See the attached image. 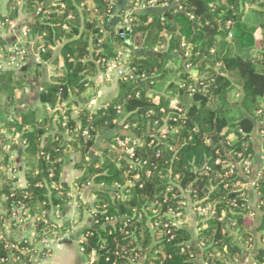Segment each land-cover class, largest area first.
I'll return each mask as SVG.
<instances>
[{
    "label": "trees",
    "instance_id": "trees-1",
    "mask_svg": "<svg viewBox=\"0 0 264 264\" xmlns=\"http://www.w3.org/2000/svg\"><path fill=\"white\" fill-rule=\"evenodd\" d=\"M117 1L27 0L38 4L29 12L26 8L29 35L38 38L43 46L40 60L50 63L57 77L41 90L39 108L23 110L17 108L16 101L27 82L0 68V123L7 132L21 135L23 158L29 160L30 167L25 189L11 191L7 183L2 186L1 194L7 197L4 205L7 211L18 203L46 211L52 207L64 210L71 197L61 186V176L71 150L80 156L76 169L82 175L77 178V188H95L93 223L78 239L85 256L95 252L93 264H137L138 260L144 264H196L197 247L191 232L167 218L180 211L183 200L214 205V214L198 241L210 246L204 251L203 262L227 264L234 256L243 255L230 232H225L228 218L235 219L242 230L247 228L246 238L254 237L252 227L245 225L249 193L237 191L234 184H251L260 171L248 179L242 165L253 158L257 134L264 130V11L246 7L259 0H179L174 11L161 13L157 10L172 0H157L155 8L129 16L127 41L108 25ZM137 2L148 0H133L132 9ZM87 4H93L94 10ZM17 14L13 11L11 19ZM119 15L122 22L126 13L120 11ZM187 43L190 49L183 54ZM58 46L60 52L55 56ZM134 48L138 52L133 51L127 63L133 77L119 80V96L96 113L83 107L77 119H72L69 111L66 126L58 117L59 133L51 135L52 116H56L47 113L49 107L65 103L69 110L71 100L86 102L92 78L105 70L103 60ZM158 53L172 57L160 58ZM160 83L168 84L163 94L157 91ZM237 86L241 100L234 105L230 93ZM1 93L6 96L8 115L13 114L8 121L1 118ZM173 97L178 98L184 116L173 112ZM119 106L122 111L118 115ZM232 106L240 113L236 121L228 117ZM162 110L172 112L165 121L172 151L157 143L150 146V129L156 121L159 126L164 122ZM256 111L262 114L257 117ZM78 125L81 128L75 131ZM84 131L89 132V138L83 136ZM64 133L73 136L72 141H65ZM99 135L106 137L109 145L102 149L101 157L90 159ZM139 135L143 146L136 150L135 159L147 164L132 170L129 159L111 144L116 136ZM230 135L235 138L229 140ZM260 140L264 155V140ZM255 193L260 203L253 211L256 216L260 213L261 219L254 230L252 262L264 264V173L257 180ZM223 212L228 214L224 221ZM6 245L0 240V261L9 256ZM216 252L223 261L208 255Z\"/></svg>",
    "mask_w": 264,
    "mask_h": 264
},
{
    "label": "rangeland",
    "instance_id": "rangeland-1",
    "mask_svg": "<svg viewBox=\"0 0 264 264\" xmlns=\"http://www.w3.org/2000/svg\"><path fill=\"white\" fill-rule=\"evenodd\" d=\"M177 3L179 4V0H177ZM38 7V4H29L27 0H0V48L5 49L8 51V48L11 47V45L21 41L22 44L25 46L27 52V57L25 61H23L19 66L17 67H10L6 63V65H2L4 71L11 70L15 73V76L17 79L24 80L23 74H22V67L25 65L26 61L30 57H35L40 59V53L43 51V46L41 44H38V38L34 36L28 35L27 37H23L21 34L22 27H26L28 14H26V8L29 12V10L36 9ZM87 7L89 10L93 11V4H87ZM42 9V8H41ZM40 7L37 9L38 11L41 10ZM134 9V8H133ZM88 10V11H89ZM13 11H17V17L15 19H11V14ZM90 11V13H91ZM132 12V10H131ZM128 13V12H127ZM95 12L92 15V17H95ZM85 17V16H83ZM8 19L12 24H8L6 26H3V20ZM65 29L69 31V27L65 26ZM119 30L122 29L121 27L118 28ZM61 46H58L54 48V54L55 56L59 54ZM128 50L127 52L130 53V55L127 57V62L129 61L133 51L138 52L137 48L132 49H125ZM6 60L8 58V54L5 51L4 52ZM41 61V60H40ZM36 66L35 64L33 65ZM32 68V67H31ZM36 68V67H35ZM45 78L48 82L52 79V77H57V73L54 67L50 65V63H46L45 67ZM194 72V71H193ZM35 74H28L27 78L29 79L28 83L31 85V93L35 94L37 91V88L39 87V83L42 80V77L39 79H35L33 77ZM29 76V77H28ZM196 76V75H195ZM25 78V77H24ZM115 78V77H114ZM114 80V79H113ZM170 80V79H169ZM170 82V81H169ZM27 83V85H28ZM166 85L167 83H160V85L157 88V91L160 93H165L166 91ZM28 88V86H27ZM35 89V91H34ZM26 90V89H25ZM25 91L22 94H19L17 97V108H21L23 104H25ZM2 97V120L8 121L11 119V115H8L9 111L6 107V96L1 93ZM27 100V99H26ZM241 100V94H240V88L237 86L233 88V90L230 93V101L235 105L236 103H239ZM179 102L177 97H173L172 100V109L174 110L177 106V103ZM38 103V102H37ZM36 103V104H37ZM35 104V105H36ZM64 105H66L64 103ZM62 104L56 105L54 108L49 107L47 110V113H50L51 115H55L56 117L52 116V128H50L51 135H55L59 133L58 128V120L62 117L63 126H66L67 123V114L70 110L66 108ZM40 107V103L37 104L36 108ZM175 107V108H174ZM180 108V107H178ZM35 109V108H34ZM228 111V117L230 119H234L235 121L239 119L240 113L238 111V107L232 106L229 108ZM42 112V111H41ZM260 114V111H256V116ZM263 115H264V108H263ZM264 119V118H263ZM160 126H152L150 129V134L154 136H161L166 135L168 132L167 125L164 122H162ZM4 123H0V240H5L7 243V249L10 252L8 258L5 260V262H0V264H26L27 259L30 262H33V264L38 263L41 264L44 261L43 258L47 257L50 252L55 251L57 246H61L66 240L70 239L72 236L75 235V233L78 231V227L76 225L72 226H66L64 222L62 221L63 217V210L60 211L58 207H52L50 210L45 211V209H42L41 207L32 206V207H26L25 204H16L12 205L10 211H7L6 206L4 205V202H6L7 197L2 193V186L4 184H8L12 186L11 191H14L15 189H25L27 187V180L26 175L29 170V160L23 158V153L25 149V141L22 140L20 134H12L11 132H7L5 127L3 126ZM122 125V123H121ZM264 126V121H261V126ZM81 128L80 125L77 126L75 131H78ZM260 135V134H259ZM65 141H72L73 136H70L68 133H64ZM140 139L142 142L141 137L142 136H136ZM234 135H230L228 139H234ZM261 138V135H260ZM262 139V138H261ZM16 147V148H15ZM118 153L121 155L122 153L118 151ZM66 160L71 158L70 160L73 162L72 167H76V164L80 162V156L77 153H74L73 151L69 150L66 156ZM121 159V156H119ZM86 161H89V158H86ZM118 161V160H117ZM34 164H36V160L33 159L32 161ZM244 167V174L248 179H251L252 174L256 173L257 171V177L254 180L252 184H243L241 182H237L234 184V188L237 191H244L245 189L249 193V188L252 189L255 193V188L257 186V180L260 178V176L264 173V155L261 154L260 148H256L254 152V156L252 159L245 160L243 162ZM233 170V168H232ZM79 172V171H78ZM233 173V172H231ZM63 175V173H62ZM82 174L79 172L77 174L78 177H80ZM77 177V178H78ZM62 178V176H61ZM77 178H74V184H73V190H68V195L71 197V201L75 204L77 207L78 212H87V214L90 215L93 223V216L92 213L95 211L94 206H92L93 203H87L85 198L82 196V191L89 187L90 185L86 186L82 190H79L76 186ZM53 188L57 189L58 186L53 185ZM67 190V189H66ZM13 196V195H12ZM248 205L250 212L246 214L245 216V225L250 226V228L253 231L254 237H257V232L255 233L254 230L259 226V222L261 219V215L257 214L253 211L254 208L257 206L259 207V196L256 195L252 198H250V195L248 194ZM256 200V202L254 201ZM70 201V202H71ZM69 202V203H70ZM68 203V204H69ZM181 209L178 213H169L167 215V218L171 221L173 225L185 227L188 229L192 236H193V244L197 247V256L194 259L195 263L197 261H201V264H206L203 262V255L204 251L206 252V249H209L210 246L205 245L203 242L198 241V236L202 231H204L207 227L208 221L212 218L214 214V205L213 204H203V202L199 201H189V200H183L181 203ZM90 208V210H89ZM252 209V210H251ZM158 211V210H157ZM232 215H234V212H230ZM227 212H223L221 215V220L227 219ZM245 228V227H244ZM229 231L230 236L240 245V247L243 249V255L247 254V257L243 260V264H250L251 260L255 257V240L253 241L254 237L252 239L246 238L244 236L245 232L247 233V228H245V231L242 230L235 219L228 218V225L225 230V232ZM82 239V238H81ZM27 242L22 247L21 244ZM199 242V243H198ZM12 249H15L12 251ZM79 249L81 251V254L83 255V258L85 259L86 264H93L96 260L95 254H91L90 256H85L81 250L80 242H79ZM79 251V252H80ZM200 253V254H199ZM200 255V256H199ZM210 257H214L216 259H222L223 256L220 252H216L214 254L209 253ZM242 256H234L232 261L227 262V264H235L239 263ZM199 256V260L197 257ZM49 259V260H48ZM46 261L56 262L57 264H68L67 260H62L59 257V254L54 253V255L49 257ZM45 261V262H46ZM44 262V263H45ZM43 263V264H44ZM254 262H252L253 264ZM137 264H144V260H138Z\"/></svg>",
    "mask_w": 264,
    "mask_h": 264
},
{
    "label": "crops",
    "instance_id": "crops-1",
    "mask_svg": "<svg viewBox=\"0 0 264 264\" xmlns=\"http://www.w3.org/2000/svg\"><path fill=\"white\" fill-rule=\"evenodd\" d=\"M133 0H118L115 3V10L112 14L110 20H109V27L114 29L115 32L119 31V27H121V18L119 15L120 11H124L125 13L130 12L132 9ZM177 0H172L165 6L160 7L157 11L161 13L165 12H172L177 7ZM190 49V45H187L186 52ZM36 65L35 67L33 65ZM32 67V68H31ZM45 67L46 63L40 61V59L35 57H30L27 59L25 65L22 67V74L23 79L28 83L29 79L27 78V75L30 73L35 74L33 77L36 79L42 80L39 83V87L37 88V91L35 94L31 93L30 84L28 83V88L25 90V104L22 105L21 108L23 110L25 109H34L37 107V104L39 103V94L43 87L45 86L48 81L45 79ZM25 77V78H24ZM29 77V76H28ZM45 77V78H43ZM105 72H99L95 77L92 78L93 85L87 90L85 97L86 102L83 104L77 100H71L72 105L70 106V116L72 119H77L79 116V113L81 109L84 107L91 111L92 113H96L101 107L104 106V104L111 100L115 99L119 96L120 90H119V80L117 77L113 78L110 82H107L105 80ZM35 91V89H34ZM38 102V103H37ZM37 103V104H36ZM36 104V105H35ZM259 137V138H258ZM233 140V139H229ZM256 148H260L261 140L260 136L256 137ZM108 143L106 144V137L99 135L97 137L96 141V148L91 151L90 153V159H96L98 157H101L103 152L102 149H106L108 147ZM71 159V158H70ZM69 158L66 160L63 175L61 178V186L67 190H73V182L74 178H77V174H79L76 167H72L73 162ZM95 188L90 185L89 187L85 188L82 192V196L85 198L87 203H93L96 200V196L94 195ZM72 192V191H71ZM249 195L250 198L255 196L254 191H252L251 188H249ZM256 197V196H255ZM256 202V200H254ZM74 202V201H73ZM72 201L66 205L65 209L63 210V217L62 221L66 226H72L73 224L78 227V231L75 233L74 236H72L70 239L66 240L59 248H57L55 251H53V254L57 252L59 254V257L62 260H67L68 264H86L85 259L83 258V255L81 254V251L79 249V237L81 233L84 231L85 227L91 226L92 219L87 212H78L77 207ZM257 203V202H256ZM92 204V206H93ZM90 210V208H89ZM80 251V252H79ZM255 253V251H254ZM200 254V253H199ZM51 255V256H52ZM50 256V258H51ZM200 256V255H199ZM199 256L197 259L199 260ZM247 257V254H244L241 258L240 262L238 264H243V260ZM49 260V259H48ZM52 260V259H51ZM46 261L44 264H57L56 262L52 261ZM251 263L253 259H250ZM250 263V264H251ZM196 264H201V261H197ZM237 264V263H235Z\"/></svg>",
    "mask_w": 264,
    "mask_h": 264
},
{
    "label": "built area",
    "instance_id": "built-area-1",
    "mask_svg": "<svg viewBox=\"0 0 264 264\" xmlns=\"http://www.w3.org/2000/svg\"><path fill=\"white\" fill-rule=\"evenodd\" d=\"M156 3H157V0H148L147 3L137 2L134 9H131L132 12L130 11V12L126 13V18L121 22V28L122 29H120L118 31L120 38L125 40L127 37V34L130 33L129 32L130 31L129 24H130L131 19H129V16L132 13H134L138 10L153 9L156 7ZM246 7H247V9H250V7H251L252 9L264 11V0L257 1L256 4H254L253 6H251L250 4H247ZM8 24L9 25L12 24V22H10L8 19L3 21V23H2L3 26H6ZM21 34L23 37H27L29 35V31H28L27 27H25V26L22 27ZM231 37H232V35L230 34L229 39ZM5 51L8 54V58L6 60H4V58H5L4 52ZM127 51L128 50H124L123 52H119L115 58L110 59L109 61L103 60V63H104L103 65L105 66V70H104L105 77H106L105 80L107 82H110L114 77H117L118 80L123 79V78L125 79V77H131V78L133 77L132 71L127 66V63H128L127 57L130 55V53H128ZM27 52L28 51L26 50L25 46L22 44L21 41L11 45V47L8 48V51L0 48V68H3L2 67L3 64L4 65L7 64L10 67L19 66L23 61H25V59L27 57ZM143 78H146V77L143 76L142 79ZM116 110H117L118 115L122 111L120 106L117 107ZM162 112L165 113V115H166L164 121H167L170 118V115L172 112L166 113L164 110H162ZM173 112L176 113L177 115H182V116L185 115V111L182 108L176 107L173 110ZM260 114H262V111H260ZM174 121H176V119H174ZM154 126H159V122L156 121L154 123ZM259 134L261 135V138L264 140V130L259 132ZM83 136L86 138H89L90 137L89 132L84 131ZM156 143L158 145H162V147H164L168 151H172V149H173L167 143V137L164 134L161 135L160 137L153 135V139L150 143V146L155 145ZM141 146H143V143L136 136L135 137L134 136H125V137L116 136L112 140V144H111L112 149L118 150L119 152L124 154L127 157V159H129L130 163L132 164L131 165L132 170H135L136 167H138V166L143 167L147 164V161L141 162L140 159H135L136 150L138 148H140ZM157 157H159V154L157 155ZM133 162L135 164H133ZM154 169H156V166L154 167ZM148 175H150V173H148ZM136 178H139V175H137ZM18 204L21 205V203H18ZM25 243H27V242H25ZM57 247H59V246H57ZM6 248H8V247L6 246ZM92 254H95V252H93ZM51 255H52V252H50L47 257H44L42 261L45 262ZM5 260L6 259H2L0 262H5ZM43 263L41 262V264H43ZM26 264H33V262H30L27 259ZM35 264H38V263H35Z\"/></svg>",
    "mask_w": 264,
    "mask_h": 264
},
{
    "label": "water",
    "instance_id": "water-1",
    "mask_svg": "<svg viewBox=\"0 0 264 264\" xmlns=\"http://www.w3.org/2000/svg\"><path fill=\"white\" fill-rule=\"evenodd\" d=\"M165 17H167L169 20H173V19H174V16H168V15H165ZM128 39H129V33L127 34V37H126V40H127V41H128ZM187 45H188V43H187V44L185 45V47H184L183 54H186ZM158 57H160V58L164 57V58H168V59H170L172 56L169 55L168 53H158ZM193 74L196 75L197 72L194 71Z\"/></svg>",
    "mask_w": 264,
    "mask_h": 264
}]
</instances>
